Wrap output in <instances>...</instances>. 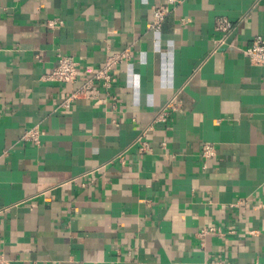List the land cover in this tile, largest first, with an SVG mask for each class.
Here are the masks:
<instances>
[{
	"label": "crops",
	"instance_id": "obj_1",
	"mask_svg": "<svg viewBox=\"0 0 264 264\" xmlns=\"http://www.w3.org/2000/svg\"><path fill=\"white\" fill-rule=\"evenodd\" d=\"M167 3L0 0L10 264H264V66L244 53L264 38V0H175L155 30ZM125 51L101 101L62 105ZM61 55L78 62L74 84L46 77ZM174 95L181 109L154 123Z\"/></svg>",
	"mask_w": 264,
	"mask_h": 264
},
{
	"label": "built area",
	"instance_id": "obj_2",
	"mask_svg": "<svg viewBox=\"0 0 264 264\" xmlns=\"http://www.w3.org/2000/svg\"><path fill=\"white\" fill-rule=\"evenodd\" d=\"M175 0H167V4L156 6L154 8V18L151 23V27L155 30L161 28L163 21L170 12L169 4ZM55 22H50L53 26ZM232 26V23L228 19H220L218 22V28L222 31L228 30ZM222 43V40L219 43ZM244 53L250 58V60L259 65L264 66V38L258 36L255 38L253 44L244 50ZM128 57L127 52H120L108 56L105 63L93 73L92 77L84 80L78 87L66 93L62 101V105L69 107L71 103L79 99H90L101 101L100 88L97 86V82L101 81L103 85L110 88L115 82L116 77L114 76V69L117 65L123 62ZM78 62L68 55L59 56L52 71L46 77L53 82H64L68 84H74L78 79ZM182 107L181 99L178 95H174L167 104L162 108L159 114L156 116L154 123L164 122L167 120L169 111H178ZM1 116V111H0ZM23 138L28 141L39 143L40 131L36 128H31L23 134ZM215 146L211 143H205L202 146L201 153L204 157L210 158L215 155ZM264 205V202H263ZM219 232V229L214 226H210L202 230L201 234ZM0 264H10V261L0 253ZM215 264H222L216 262Z\"/></svg>",
	"mask_w": 264,
	"mask_h": 264
}]
</instances>
